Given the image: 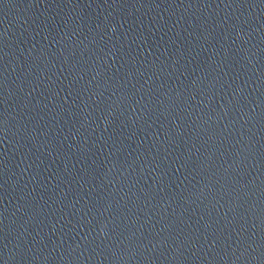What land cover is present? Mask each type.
Masks as SVG:
<instances>
[{
	"label": "water",
	"instance_id": "water-1",
	"mask_svg": "<svg viewBox=\"0 0 264 264\" xmlns=\"http://www.w3.org/2000/svg\"><path fill=\"white\" fill-rule=\"evenodd\" d=\"M0 264H264V0H0Z\"/></svg>",
	"mask_w": 264,
	"mask_h": 264
}]
</instances>
